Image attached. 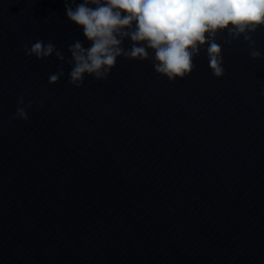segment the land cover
Here are the masks:
<instances>
[{
  "label": "water",
  "instance_id": "1",
  "mask_svg": "<svg viewBox=\"0 0 264 264\" xmlns=\"http://www.w3.org/2000/svg\"><path fill=\"white\" fill-rule=\"evenodd\" d=\"M250 35L262 58L217 34L221 78L206 44L184 78L149 49L77 88L55 53L25 55L90 47L65 0H0V264H264V26Z\"/></svg>",
  "mask_w": 264,
  "mask_h": 264
},
{
  "label": "clouds",
  "instance_id": "2",
  "mask_svg": "<svg viewBox=\"0 0 264 264\" xmlns=\"http://www.w3.org/2000/svg\"><path fill=\"white\" fill-rule=\"evenodd\" d=\"M72 3L65 0L67 19L83 30L90 47L76 40L69 45L71 59L66 60L54 44L37 40L30 48L25 46V55L45 59L55 53L72 66L69 83L77 88L85 74L97 81L107 79L118 57L148 60L149 49L158 74L169 81L184 78L194 70L193 58L206 44L212 74L221 78L225 74L222 49L215 38L225 30L230 37L226 43L243 35L253 49L251 57L262 58L250 33L264 26V0H84L75 7ZM125 39L132 42L127 50L122 46ZM63 75L61 68L49 76V84H56ZM23 103L21 96L18 104ZM15 118L26 121L25 109L18 107Z\"/></svg>",
  "mask_w": 264,
  "mask_h": 264
}]
</instances>
